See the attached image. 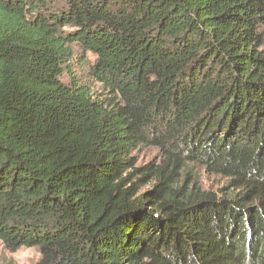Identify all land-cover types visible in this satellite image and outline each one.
<instances>
[{"label": "trees", "instance_id": "1", "mask_svg": "<svg viewBox=\"0 0 264 264\" xmlns=\"http://www.w3.org/2000/svg\"><path fill=\"white\" fill-rule=\"evenodd\" d=\"M0 244L36 264H264V0H0Z\"/></svg>", "mask_w": 264, "mask_h": 264}, {"label": "rangeland", "instance_id": "2", "mask_svg": "<svg viewBox=\"0 0 264 264\" xmlns=\"http://www.w3.org/2000/svg\"><path fill=\"white\" fill-rule=\"evenodd\" d=\"M83 61L86 63L85 66H82ZM93 61L94 58L90 54H84L78 47L73 46V56L69 64L73 74L91 87L92 94L95 97H101L100 95H102L103 92L100 86L86 78V71L88 70L87 65L88 63H93ZM68 75L70 76V74H66V78H68ZM156 157L157 151L148 147H141L134 153V158L138 165L145 164L154 160ZM191 169L195 182L204 190L216 193L226 182L225 179L206 173L201 167L193 166ZM145 189L146 187L142 188L141 191ZM38 260L39 252L36 248H20L16 251H9L0 244V264H36Z\"/></svg>", "mask_w": 264, "mask_h": 264}]
</instances>
